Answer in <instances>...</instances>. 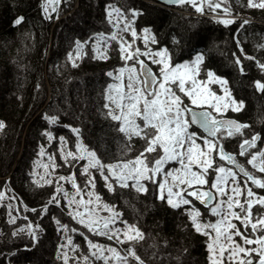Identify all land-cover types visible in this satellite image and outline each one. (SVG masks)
<instances>
[{
  "label": "trees",
  "instance_id": "obj_1",
  "mask_svg": "<svg viewBox=\"0 0 264 264\" xmlns=\"http://www.w3.org/2000/svg\"><path fill=\"white\" fill-rule=\"evenodd\" d=\"M120 2L139 11L133 21L136 29L150 28L157 41L154 46L168 48L173 63L202 53V67L225 78L232 96L244 101L239 111L220 116L248 124L244 129L247 135L264 134V90H257L254 83H264V71L258 67V62L264 63V9L248 11L247 0H208L221 7L212 11L203 4V12L187 3L169 8L154 0H62L59 14L64 17L57 24L54 14L51 18L45 15L42 0H0V121L5 124L0 132V190L6 187L9 191V199H0V264H65L55 256L65 233L56 220L68 225L66 237L80 250L88 249L84 236L71 231L78 223L63 205L49 203V189L35 179L32 162L39 149L48 145L57 148L63 136L77 150L80 135L105 164L128 160L138 151L137 138L126 139L104 107L111 81L107 73L127 63L121 59L119 44L110 40L112 28L107 17V7ZM224 7L229 13L223 12ZM21 16L23 21L14 24ZM224 18L233 23H220ZM76 40L89 42L73 67L67 54L72 51L75 56ZM46 115L57 116L56 125L49 124ZM46 131L53 133L51 144ZM240 139L238 135L225 137L226 149L238 153ZM215 161L221 163L218 155ZM83 164H74V178L81 187L87 183V175L78 169ZM89 172L99 199L115 205L122 218L141 231L142 238L129 243L144 264H209L207 238L192 227L184 207L172 208L166 200L157 199V186L148 183V190L139 192L114 185L109 191L99 172ZM254 190L264 195V191ZM43 205H47L46 211H42ZM257 211L264 214V209L255 205L254 214ZM19 213L29 217L34 226L40 225L35 241L30 233H13ZM85 233L96 243L107 242L87 230ZM128 244L120 246L123 252Z\"/></svg>",
  "mask_w": 264,
  "mask_h": 264
},
{
  "label": "snow or ice",
  "instance_id": "obj_2",
  "mask_svg": "<svg viewBox=\"0 0 264 264\" xmlns=\"http://www.w3.org/2000/svg\"><path fill=\"white\" fill-rule=\"evenodd\" d=\"M168 2L177 5L190 4L197 12H203V4H208L212 11L221 7L220 3H209L208 0H200V3H197V0ZM50 3L58 5L61 0H44L42 10L46 16H49ZM247 6L264 9V0H247ZM56 10L55 7L52 8V11ZM115 11L120 13L119 8ZM229 11L228 7L223 8L224 13ZM129 12L131 19H126L120 14L114 28L119 27V21L125 20L120 32H130L132 40H124L116 31L110 35V40L118 42L121 59L132 63L118 69L115 80L121 83L108 85L110 94L106 95L105 99L111 103H106L104 107L109 109L107 116L118 122V130L126 139L131 141L133 137H138L144 141L145 147L132 159L105 164L95 150L88 149L78 140L77 152L69 151L66 156L73 157V161H87L82 165V173L88 175V183L92 186L94 180L89 169L100 173L109 191L114 190V185H119L146 192L148 183H152L158 188L157 199L166 200L172 208L185 206L184 211L195 231L208 236L209 264H264V214L259 211L255 214L253 212L254 205L264 209V195L253 188L255 186L256 189L264 190V134L252 132L251 135H247L244 129L249 127L248 124L219 115L229 108L232 111H239L244 107V101L236 100L232 96L225 78L211 69L202 67L204 62L202 53L197 52L191 61L173 63L168 48L148 47L149 41L152 44L157 43L156 37L151 34L148 27L142 29L145 34L143 41L146 50L142 52L139 47L133 49L131 45L136 42L138 33L131 25L140 13L136 9H129ZM111 15L109 11L110 18ZM23 19L22 16L16 18L14 24H20ZM219 22L229 25L233 20L224 18ZM88 42L76 40L75 56L72 51L67 54L73 67L75 59L83 54L84 45ZM93 50L96 51L95 44ZM98 54L101 58H107L103 53ZM142 56L146 57L150 64L141 59ZM235 63L240 65V59H236ZM150 65H155L156 68L153 69ZM258 67L264 71V63L258 62ZM240 71L243 72L244 69L240 68ZM125 72L128 73L126 85L123 83ZM107 75L113 76V73L109 72ZM213 83L220 85L222 95L209 87ZM254 83L257 90H264V83L260 80ZM45 119L49 124H53L57 122L58 117L46 115ZM194 125L202 129V132L193 128ZM4 127V122L0 121V129ZM72 131L79 134L76 128H72ZM44 134L49 141L53 139L51 131ZM236 135L241 137L238 153L228 151L224 143L225 137ZM59 139L63 143L65 137L60 136ZM198 140L202 141V144L197 143ZM217 155L221 163L215 161ZM238 157H243V162ZM64 158L71 166L72 162ZM168 162H176L179 167L166 168ZM223 162L229 166H225ZM246 165L251 166V170ZM212 175L215 176L214 180L208 178ZM240 178H243V184L240 183ZM59 180H68L76 191L70 195L57 184L49 203L62 206L61 200L57 197V193H62L64 200L67 201L69 216L88 233L106 236L119 244L142 238L139 228L124 220L115 205L104 204L102 208L98 204L94 205L92 197L95 196L98 202L99 194L88 191L89 199L85 200L72 174L67 177L60 176ZM128 181H132V184L129 185ZM45 182L51 183L50 180ZM205 185H208L207 189L203 187ZM217 196L226 199H217ZM3 197L4 193L0 192V198ZM191 198L206 205L211 215L217 216L218 219L215 222L204 221L200 211L190 206L193 203ZM46 210L47 205H43L42 211ZM102 211L109 214L100 215ZM234 220L239 221L242 227L234 223ZM117 221L122 227H117ZM56 223L68 230L67 224H62L60 220H56ZM32 227L31 224L28 225L32 240L35 241L37 237L35 232L31 231ZM35 227L39 228V225ZM71 231L77 232L80 229L72 228ZM81 235L87 241L92 256L103 261V264H132L133 261L135 264H144L132 243H129L121 253L111 245L105 246L94 242L84 232H81ZM235 236H239L242 242L235 240ZM69 241L71 242V238ZM83 259L87 261L88 257L85 256ZM64 261L65 264H69L67 254L64 255Z\"/></svg>",
  "mask_w": 264,
  "mask_h": 264
},
{
  "label": "rangeland",
  "instance_id": "obj_3",
  "mask_svg": "<svg viewBox=\"0 0 264 264\" xmlns=\"http://www.w3.org/2000/svg\"><path fill=\"white\" fill-rule=\"evenodd\" d=\"M42 4H43V0H42ZM59 5V4H58ZM58 5H53V4H48V9H49V16L51 18V15H53V13H55V16H54V20H55V17H56V20H57V17H58V21L57 23H59V21H61L60 19H62V17H64L63 15L59 14L60 13V8ZM55 7L57 10L56 11H52V8ZM130 4L128 3H124V2H120L119 6H115V5H109L107 7V17L109 19V22H110V19H111V22H110V25H111V28H112V33L114 31L116 32H119L120 36H122L124 38V40L126 41H131L132 40V36H131V33L130 32H120V28L123 27V24L126 22L125 20H121L119 21V27H116L114 28V25H117V17L120 15V14H123L125 16L126 19H131V17H129V11L128 8L130 9ZM119 8L120 9V13H117L115 11V9ZM252 9H259V8H250L248 7V11L252 10ZM73 12V10H71ZM109 11H111L112 15H111V18L109 17ZM55 20V22H56ZM55 23V24H57ZM78 23V22H76ZM131 27L135 28V25H134V22H132V25ZM137 30V29H136ZM137 38H136V42L134 44L131 45V47L134 49L136 47H139L141 49V51H145V45H144V41H143V37H144V33L142 30H137ZM117 42V41H116ZM118 43V42H117ZM148 47L149 48H152V49H158L154 46V44H152L150 41H149V44H148ZM195 56L191 59H187V61H191L192 59H194ZM141 59H144L146 62H148L150 64V61L147 60L146 57H141ZM186 61V60H185ZM127 63L126 64H131L132 62L130 61H126ZM183 63V62H182ZM153 67V69L156 68L155 65H151ZM122 67H125V65H123ZM137 67H139L137 65ZM118 74V69L115 70V72H113V76H111L110 78V84H115V83H121V81H117L115 80V75ZM127 75L128 73L125 72L123 74V83L126 85L127 83ZM228 86V84H227ZM209 87L212 89V90H215L218 92V94H223L221 89H220V85L219 84H210ZM111 91H114V90H111ZM109 94H110V90H109ZM108 94V95H109ZM185 102H187V98L185 97ZM108 103H111L109 100H108ZM230 112H237V111H232L231 108L227 109L225 112L219 114V115H226ZM58 124V123H57ZM56 125V123H55ZM66 126L68 124H65ZM2 129H0V132H1ZM77 135V133H75ZM135 139L137 138L139 144L137 146V153H135L134 156L130 157L129 159H132L133 157H135L144 147H145V144H144V141L138 137H134ZM133 138V139H134ZM79 140V142L83 145V146H86L83 142V139L81 138L80 135L77 136L76 138V145H77V141ZM53 141V139L51 141H49V144H51ZM197 143H201L202 144V141L198 140ZM88 149H90L88 146H86ZM43 154H41V149L38 150L37 154L35 155V159L33 160L32 162V166H33V172H34V176H35V179L36 181H40L41 182V185H43L44 187H47L49 189V192L52 194L55 189H56V186L57 184H59L63 189L64 191H67L69 192V194L71 195L72 193H74L76 190L72 188L71 186V183L68 181V180H59V177L60 176H69V174H72L73 177H74V170H75V165H79L81 162H84V164L87 162L86 160H75L73 161V157H67L66 154L71 151L73 153H76L77 150H73L70 146V142L68 139H65L63 143H59V146L57 148H53L52 146L50 147L49 145L48 146H43ZM91 150V149H90ZM62 153H63V156H62ZM145 155H148V154H145ZM154 155V154H153ZM67 159V161L69 162H72L71 163V166L69 163H67L65 161V158ZM53 165H55V167H53ZM225 166H229V165H225ZM166 168L168 167H179V164L176 163V162H168V164L165 165ZM195 168V165L193 166ZM251 167V166H250ZM82 168V166L78 167V169ZM77 169V170H78ZM90 170H94V169H90ZM107 170V169H106ZM82 175H87V174H84L81 172ZM9 177V176H8ZM210 180H214L215 179V176L212 175V176H209L208 177ZM46 180H50L51 183H46L45 181ZM75 182L77 183L79 189L82 190L83 192V197L85 200H88L89 197L87 195L88 191H92L94 192L91 184L88 183V175H87V183L81 187L78 182L76 181V178H74ZM240 183L243 184L244 183V180L242 178H240ZM88 184V185H87ZM128 184H132V181H128ZM193 187H197V186H193ZM205 189L208 188V185H205L203 186ZM229 188L231 187V185L228 186ZM213 191H215L213 189ZM0 192H3L4 193V197L3 198H8L9 199V194H8V188L4 187L0 190ZM57 197L61 200V205H63V207L65 208L66 210V214L69 215V212H68V206H67V201L64 200L63 198V194L62 193H57ZM243 198V197H242ZM2 199V198H0ZM77 199H79V196H77ZM93 201H94V205L98 204L101 208L103 207L104 203L101 199H99V201L97 202L96 201V197L93 196L92 197ZM193 203L192 205L190 206H194L195 208H197L200 213H201V216L203 218L204 221H212V222H215V220L218 219L217 216H213L211 215L210 213V210L209 209H204L201 205V203L197 200H195V198H191ZM217 199H226V197H220V196H217ZM255 206V205H254ZM74 207V206H73ZM181 207H184L185 206H181ZM116 208V207H115ZM116 210L118 212H120L117 208ZM238 211V209H236ZM121 213V212H120ZM109 213L107 211H102L100 213V215H108ZM19 216H20V220H17L16 222L18 223V226H16L15 228H13V233L14 234H20L22 232L24 233H30V230L28 228V225H32V229L31 231L32 232H36L39 230L40 228V225H39V228H36L33 224V222L29 219V217L25 216H21V214L19 213ZM70 217V216H69ZM71 218V217H70ZM75 221V220H74ZM77 223V221H75ZM234 223H236L238 226L242 227L240 225V222L237 221V220H234L233 221ZM129 223V222H128ZM131 224V223H129ZM58 227H60L58 225ZM82 226L78 224V229H80V231H77L78 233L81 234V232H84L86 231V229L84 228L83 230V227L81 228ZM117 227H122V225L120 224L119 221H117ZM199 233V232H198ZM69 234L68 231L65 230V233L63 234V238L61 240V242L59 243V246H58V252L56 253L55 256H57L60 260L64 259V255L67 254V257H68V261L71 262L73 261V264H103V261L101 260H97L94 256H92V253L91 251L89 250V246H88V249L86 252H83L82 250H80L78 247H80L79 245H76L77 243H74L71 239V242L69 241V237H66L67 235ZM201 235L205 236L207 238V243H208V236L200 233ZM94 235V234H93ZM214 235V233H213ZM83 236V235H82ZM97 236V235H96ZM97 237H103L105 238V236H97ZM107 240V242H103V243H99V244H103L105 246H108V245H111L112 247H115L117 248L118 250L121 251V253H123L122 251V248L120 247L121 245H127L129 242H125L123 244H119V243H116L115 240H109L107 238H105ZM235 240H237L238 242H242L241 241V238L239 236H235L234 237ZM207 252H208V247H207ZM209 255V253H208ZM87 256L88 257V260L85 261L83 259V257ZM253 256H255V254H253ZM208 258V257H207ZM209 262V260H208Z\"/></svg>",
  "mask_w": 264,
  "mask_h": 264
},
{
  "label": "water",
  "instance_id": "obj_4",
  "mask_svg": "<svg viewBox=\"0 0 264 264\" xmlns=\"http://www.w3.org/2000/svg\"><path fill=\"white\" fill-rule=\"evenodd\" d=\"M155 2H157V3H160V4H162V5H165V6H168V7H172V6H175V5H177V4H175V3H169L168 2V0H154ZM146 62V61H145ZM147 63V62H146ZM223 118H226V119H234V120H237V121H239L238 119H236V118H234V117H223ZM239 122H241V121H239ZM193 128H197L198 129V126H196V125H194L193 126ZM200 132H202V129H198ZM202 206L204 207V208H208L206 205H203L202 204Z\"/></svg>",
  "mask_w": 264,
  "mask_h": 264
},
{
  "label": "flooded vegetation",
  "instance_id": "obj_5",
  "mask_svg": "<svg viewBox=\"0 0 264 264\" xmlns=\"http://www.w3.org/2000/svg\"><path fill=\"white\" fill-rule=\"evenodd\" d=\"M259 143V142H258ZM251 150V149H250ZM249 150V151H250ZM238 152H239V150H238ZM238 159H240L242 162H243V160H244V158L243 157H238ZM247 166V165H246ZM248 168H249V170H251V167L250 166H247ZM243 179V178H242ZM249 184H250V182H248ZM255 186H253V188H254ZM262 191H264V190H262Z\"/></svg>",
  "mask_w": 264,
  "mask_h": 264
}]
</instances>
